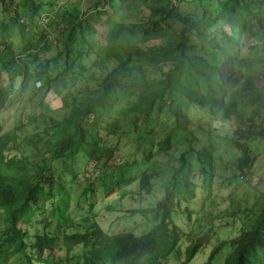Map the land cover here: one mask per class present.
I'll return each instance as SVG.
<instances>
[{
    "label": "trees",
    "instance_id": "1",
    "mask_svg": "<svg viewBox=\"0 0 264 264\" xmlns=\"http://www.w3.org/2000/svg\"><path fill=\"white\" fill-rule=\"evenodd\" d=\"M176 1L83 0L84 10L78 6L72 9L74 24L67 21L65 26H59L52 0H29L26 22L33 21L40 11L43 13L37 17L43 25L36 26L35 31L26 27L11 3L3 8L0 71L6 72L12 84L0 91V108L12 89L26 86L25 80L30 75L35 81L43 82L37 91L34 84L31 86L29 95L37 96V100L45 94L42 88L49 87L56 79L48 75L51 60L44 56L46 43L50 41L44 35H48L50 26L54 28L52 41L58 46L55 59L63 58L65 68L69 67V59L80 60L79 71L70 78L80 75L88 66L101 67L112 60L118 63L98 85L86 86L64 102L62 107L69 108L62 118L42 112L36 134L18 133L20 126H16L0 136V210L6 226L0 242L10 243L24 264H163L162 260L176 249L180 240L181 232L170 221L173 195L165 190L161 197L153 194L158 221L149 231L140 235L131 230L102 231L96 223L81 230L71 228L75 223L69 220L71 232L65 231L62 241L73 258L69 256L65 262L50 260L43 254L52 251L56 238L40 227L49 223L38 218L45 214L40 210L39 199L52 197L51 214L57 220H65L69 217L61 211L68 206L70 188H80L79 195L90 198V207L94 205L97 190L102 191L104 198L114 193L121 200L127 194V187L136 183L140 192L151 193L157 185L155 178L161 180L163 156L171 158V153L179 152L177 159L181 166L195 152L199 163L201 159L212 161L215 155L208 158L206 151L217 152L215 145L225 144L217 141L220 138H226L228 144L240 151L236 167L241 175L248 172L254 159L250 156V140L264 141V86L257 83L264 76V0H180L185 13L177 12ZM127 2L136 3L135 9L145 16L143 21H152L153 25L143 29L136 27L137 22L116 21L113 16ZM115 3L118 8L113 6ZM45 4L52 9L42 8ZM106 5L111 6L112 15L106 12ZM169 15L182 22L180 30L167 33L158 25ZM74 28L79 29V38L73 35ZM16 35L44 38L39 48H29L36 58L33 74L28 65L22 70V57L14 60L12 45ZM166 38H170L168 43L164 42ZM81 43L86 45L84 50H80ZM256 44L263 47L262 55L246 56V51ZM159 49L165 52L162 60L145 67L134 64V57ZM71 51L74 54L70 58ZM141 69L146 72L139 79L136 73ZM150 72L154 77L147 80ZM124 78L130 79L131 84L125 83ZM12 102L13 99L8 104ZM114 114L132 116L129 122L134 127L126 135L133 143L130 148L119 146L122 135L112 146L106 145L100 136L113 133L106 127L115 124L106 120ZM162 115L165 120L161 124L166 128L160 131L155 127H160L157 123ZM139 118L141 123L137 128ZM228 119L232 126L223 129L221 126ZM161 132L165 137L158 143L154 135ZM199 135L209 137L207 145L194 146ZM26 144L27 149H34L29 156L32 161L23 148ZM79 145L89 151L65 155L71 147ZM259 147H262L260 143ZM75 154L86 158L83 164L75 163ZM137 163L142 166L135 168L132 175V166ZM58 170L61 172L56 175ZM62 182L67 185L63 186ZM74 206H80V202ZM253 214L250 227H242L235 238L219 242L206 264H211L213 255L227 242L231 250L222 264H264V203ZM199 244L188 251L196 252ZM76 245L80 248L73 252Z\"/></svg>",
    "mask_w": 264,
    "mask_h": 264
},
{
    "label": "rangeland",
    "instance_id": "2",
    "mask_svg": "<svg viewBox=\"0 0 264 264\" xmlns=\"http://www.w3.org/2000/svg\"><path fill=\"white\" fill-rule=\"evenodd\" d=\"M52 1L55 7L54 18L58 17L56 21L59 26H65L67 21L69 24H74L75 19L72 17V9L74 7L77 9L78 6L81 10H84L85 7L83 0ZM9 3H11L12 7L17 8L20 17L25 21L28 15L26 8L29 0L0 1V19H4L5 13L3 12V8ZM175 5L177 12L185 13L182 1L177 0ZM113 6L118 8L117 6L119 5L115 3ZM137 6L136 3H125L124 6L118 8L117 14L113 16L114 19L127 23L137 22V28L144 29L152 26V21H143L145 16L135 9ZM42 8L49 9L51 6L45 4ZM105 8L107 9L106 12H110L109 14L112 15L113 10L111 11V6L106 5ZM40 14H43L42 11L34 15L33 21H25L26 27L35 31L36 26H42L43 24L40 22V19H37ZM63 17L64 20L61 19ZM167 18L166 21L158 24L161 25L162 30H166L167 33L172 29L180 30L182 22L176 16L169 15ZM52 20L51 18V22ZM19 25L22 26V23L20 22ZM87 28L89 30L91 26L88 25ZM53 29L50 26L47 28L48 35H44V38L48 36L47 39L50 40L46 43L47 48L44 56L51 60L48 65V75L51 78L56 76V79L51 81L49 87L44 86L42 88L41 92L45 91V94L39 100H37V96L32 97L29 94L33 84L37 91L43 82L40 80L35 81L32 75L25 80V87L22 89L15 87L10 91L6 97L5 105L0 108V136L14 130L16 126H20L18 133L27 135L36 134L39 131L37 125L38 123L40 124L38 116L42 112H46V114L58 119L62 118L64 112L68 111L69 108L68 106L66 108L62 107L64 102L69 101L74 93L83 90L86 86L91 88L98 85L105 74L114 69L118 64L115 60H112L106 62L101 67L88 66L80 75L70 78L73 73L75 74L79 71L80 60L75 62L69 59V67L65 68L64 60H61L63 58L60 60L55 59L58 53V46L55 44V41H52L54 38ZM88 30L85 31V34L88 33ZM72 32L78 38L81 36L77 28H74ZM26 38L28 39L26 40ZM44 38L36 40L31 35L14 36L12 45L13 51L15 50L14 60H18V57L23 58V62L21 63L23 71L26 70V66L28 65L30 66L28 67L29 71L33 74L36 58H33L29 48L32 46L39 48L45 42H43ZM169 40L170 38H166L164 42L168 43ZM77 42L80 43V40ZM154 42H157V39ZM81 44L80 50H84L86 45L84 43ZM262 49L263 47L260 44H256L255 48L246 51L245 55L249 57L262 55ZM164 53L163 49H159V51H149L138 55L134 57V60H136L134 64H143L145 67L149 63L162 60ZM72 54L74 53L71 51L70 58ZM134 72L136 71L134 70ZM144 72H146L145 69L137 70L136 74L140 75L139 79H141ZM153 77V72H150L147 80H152ZM123 81L131 84L128 78H124ZM11 82L12 80L8 78L5 71H0V91L7 89L12 84ZM257 83L258 86H264V76L258 78ZM64 97H66L65 100ZM11 99H13V102L8 104V101ZM131 117H121L118 114H114L106 120L108 124H115L106 127L108 131L113 130V133L108 135L106 133L100 134L106 145L112 146V144H115V140L120 135H122L119 140L120 147L127 149L133 145L130 140L126 139L128 130L134 127L129 122ZM163 120H165L164 115L160 117L157 123L160 127H155V129L160 131L165 130L166 127L161 124ZM140 123L141 119L136 122L137 128L140 126ZM231 126L232 121L228 119L221 127L229 129ZM171 136L173 138L178 137L177 134H171ZM154 137L159 143L165 137V133L155 134ZM197 138L199 140L195 143V147L207 145L206 141H209V137L203 135H199ZM260 140L259 138L250 140V156L254 159L248 168V172L244 171L242 175L240 169L236 167V159L240 151L231 146V144H228L229 140L226 138H220L217 141H222L225 144L215 145L217 146V152L211 153L210 149L206 151L208 158L215 155L216 158L212 161L209 159L203 161L201 159L199 163L196 157V155L198 156V152H195L196 154L188 155V162L184 166H181V161L177 159L179 152L171 153V158L163 156L160 163H164L165 165L160 166L161 180L155 178L157 185L155 186V191L151 193L140 192L137 189L136 183H132L127 187V194L121 200L114 193L110 197L104 198L102 191L97 190L95 191L96 198L93 199L94 205L90 207V198L88 200L86 197L79 195L81 193L80 188H70L67 191L69 195L68 206L61 211L69 217V219L66 218L65 220H57L51 214L53 210L51 206L52 197L39 199L40 210L45 211V214L38 218L49 223L40 227L56 238L52 251L49 253L45 252L43 256H48L50 260H61L63 262L67 261L69 256V258H73V254L68 253L62 241L64 232H71L69 228L71 226L70 221L75 223L71 228L76 227L81 230L90 228V225L96 223L102 231L131 230L138 235L149 231L158 221L154 215L153 208H155L154 202L156 199L153 194L161 197L164 195V191L167 190L173 195V201L170 205V221L177 226L181 234L176 249L166 256L162 260V263L181 264L186 261L185 264H206L212 249L219 242L235 238L242 227H250L251 220L255 217L253 210L259 206L261 207L264 203V141ZM259 143L262 147L257 148ZM38 144H36L38 147H42L41 143ZM186 145H189V143H186ZM182 146L183 144L178 145V147ZM82 147L80 145L75 148L71 147L65 155H72L76 151L79 153V150L89 151L87 148L84 149ZM23 148L27 150L26 156L28 158L34 153V149H27V144ZM23 148L19 150L22 151ZM74 156L76 157L75 163L80 165L86 159L82 156L78 157V154ZM220 156L222 157L221 159L219 158ZM29 160L32 161V158H29ZM15 164L17 165L19 162H15ZM140 166L142 165H138V163L132 166V175L135 174L134 169ZM156 166L159 167V164L157 163ZM180 167L181 169H179ZM60 172L61 170L56 171V175L60 174ZM174 172H176L175 175H173ZM124 174H127V172ZM61 184L63 186L67 185L64 182ZM95 185L98 186V184ZM44 189L47 190V188ZM50 192L53 196V191ZM78 202H80V206H74ZM261 202L263 203L261 204ZM2 218L3 215L0 210V240L4 238V232L6 231L5 222L2 221ZM196 243H200L196 252H189L188 249ZM79 248L80 245L74 246L73 252ZM230 250V244L228 242L224 243L221 250L213 255L211 264H222ZM0 263L24 264L21 261V257L14 252L13 246L10 243L2 242H0Z\"/></svg>",
    "mask_w": 264,
    "mask_h": 264
}]
</instances>
